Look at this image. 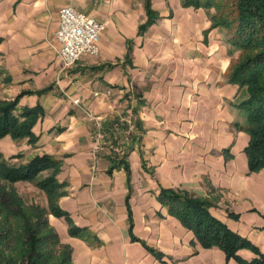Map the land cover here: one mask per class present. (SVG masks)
I'll return each mask as SVG.
<instances>
[{
	"label": "crops",
	"instance_id": "1",
	"mask_svg": "<svg viewBox=\"0 0 264 264\" xmlns=\"http://www.w3.org/2000/svg\"><path fill=\"white\" fill-rule=\"evenodd\" d=\"M65 5L105 25L98 54L68 69L54 37ZM149 8L141 29L145 0H0V100L42 110L36 141L6 135L0 152L60 160L57 204L69 222L47 219L71 264H240L201 247L158 201L160 187L208 198L210 214L264 255V167L248 171L241 91L226 74L237 52L212 27L213 8L182 0ZM70 224L92 237L70 235ZM237 255L256 257L249 248Z\"/></svg>",
	"mask_w": 264,
	"mask_h": 264
},
{
	"label": "trees",
	"instance_id": "2",
	"mask_svg": "<svg viewBox=\"0 0 264 264\" xmlns=\"http://www.w3.org/2000/svg\"><path fill=\"white\" fill-rule=\"evenodd\" d=\"M149 18L141 29L152 21L150 0H145ZM184 6L210 9L212 27L225 32L231 46L230 52L239 51L227 69V79L238 85L241 98L235 106L244 114V122L237 125L249 135L245 147L248 171L264 167V0H182ZM18 97L0 100V139L9 135L14 140L28 138L34 143L37 137L32 127L42 110L39 106L18 110ZM60 160L52 155H35L26 162L10 163L0 153V264H71L69 246L59 243L58 236L48 223V215L64 216L58 198L62 195L61 183L56 179ZM46 175L41 176L43 172ZM19 181H34L46 196L47 206L37 207L26 215L21 203L17 210L11 208L10 198L19 204L18 195L12 188L1 185ZM158 201L167 207L168 213L177 217L190 229L195 240L203 248L218 247L227 258H235L240 264H264V255L248 239L230 230L223 222L212 216L208 198L187 191L160 187ZM35 218L36 220H31ZM15 219V220H14ZM18 231L16 240L10 237ZM72 236L92 237L85 228L69 226ZM249 248L256 257L252 261L241 259L237 252Z\"/></svg>",
	"mask_w": 264,
	"mask_h": 264
},
{
	"label": "built area",
	"instance_id": "3",
	"mask_svg": "<svg viewBox=\"0 0 264 264\" xmlns=\"http://www.w3.org/2000/svg\"><path fill=\"white\" fill-rule=\"evenodd\" d=\"M105 28L104 23L88 13L79 11L70 5L62 6L57 17V28L54 37L59 43L57 56L63 69L72 67L82 55L96 56L99 52L100 36ZM108 94L109 91L107 90ZM79 100L75 99L74 103ZM90 116L99 127L96 117ZM102 137L100 130L95 134L94 148L99 147ZM96 161V158H94ZM95 169V165L92 166Z\"/></svg>",
	"mask_w": 264,
	"mask_h": 264
},
{
	"label": "rangeland",
	"instance_id": "4",
	"mask_svg": "<svg viewBox=\"0 0 264 264\" xmlns=\"http://www.w3.org/2000/svg\"><path fill=\"white\" fill-rule=\"evenodd\" d=\"M235 52H237V57H238L239 51H235ZM237 57L233 58L232 60L236 59ZM6 159L10 163H19L20 161H22V160H18V161L10 160V158H6ZM46 174H47L46 172L42 173L41 176H44ZM1 185L6 187L7 190H9L8 187L12 188L15 191V193L18 195V197L20 198L21 202H19V204L17 202H15L13 199H11L10 195H9V193H11V189L7 192V194H6L7 196L4 197V199H6L8 201L10 200V203H12L11 208L14 210H17L16 207L19 206L21 203L22 210L24 211V213L26 215H28L32 211L34 212V210L37 209V207H46L47 206L45 194L35 186L34 181H19V182H15V183L9 184V185L2 182ZM31 220L33 221L36 219L31 218ZM13 230H14V232L10 237L11 242H14L16 240V237L18 234L17 233L18 231H15L16 228H14Z\"/></svg>",
	"mask_w": 264,
	"mask_h": 264
}]
</instances>
